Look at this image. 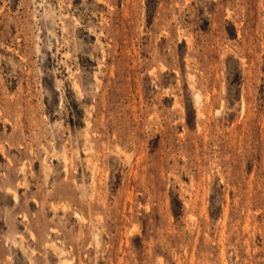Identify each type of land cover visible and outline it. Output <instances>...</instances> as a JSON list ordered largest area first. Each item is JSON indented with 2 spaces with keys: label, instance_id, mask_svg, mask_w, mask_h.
<instances>
[{
  "label": "rangeland",
  "instance_id": "rangeland-1",
  "mask_svg": "<svg viewBox=\"0 0 264 264\" xmlns=\"http://www.w3.org/2000/svg\"><path fill=\"white\" fill-rule=\"evenodd\" d=\"M0 264H264V0H0Z\"/></svg>",
  "mask_w": 264,
  "mask_h": 264
}]
</instances>
